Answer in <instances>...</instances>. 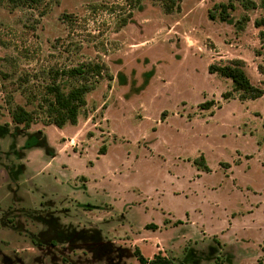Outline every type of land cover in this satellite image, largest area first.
I'll use <instances>...</instances> for the list:
<instances>
[{
  "label": "rangeland",
  "instance_id": "374dc122",
  "mask_svg": "<svg viewBox=\"0 0 264 264\" xmlns=\"http://www.w3.org/2000/svg\"><path fill=\"white\" fill-rule=\"evenodd\" d=\"M246 1L0 0V264L264 259V94L208 71L241 59L264 90L263 0ZM89 62L77 123L51 124L48 86Z\"/></svg>",
  "mask_w": 264,
  "mask_h": 264
},
{
  "label": "trees",
  "instance_id": "16d2710c",
  "mask_svg": "<svg viewBox=\"0 0 264 264\" xmlns=\"http://www.w3.org/2000/svg\"><path fill=\"white\" fill-rule=\"evenodd\" d=\"M14 5H27L34 6L40 4L43 0H10ZM138 4L141 0H135ZM175 3L176 0H171ZM253 4L251 1L247 0L245 6ZM254 5V4H253ZM264 6V0H263ZM166 11L171 10V6H165ZM232 3H220L215 8H218L219 17L221 20L225 21L228 19V8H233ZM254 7V6H253ZM210 17L214 19V14H210ZM244 21L247 17H243ZM125 21V20H124ZM124 22L123 25H125ZM256 27L264 26V17L257 19L255 21ZM261 36H264V32H260ZM103 65L98 63H84L79 66L70 68L66 71L68 76L78 77L81 79L79 84L72 86L68 91H65L60 84L53 83L48 86V94L52 98H45L46 107L45 113L51 124L57 127H63L65 124H76L78 115L81 108L86 103V94L91 90L90 76H100L102 75ZM258 70L264 75V65H259ZM208 71L210 73H216L221 77L230 79L233 86V91L239 92L240 99H256L264 94V90L256 85H254L247 72L244 69V61L241 59L233 60L228 63H212L208 66ZM226 97L231 95V92L224 94ZM12 121L15 124L22 125L23 129H28L33 122L34 115L31 111L26 110L23 106L17 105L10 112ZM34 143V140L28 142ZM31 143V144H32ZM207 168V166H205ZM151 225V224H150ZM155 226H147V228H152ZM111 248V247H110ZM139 264H182L175 263L171 258L160 252L153 255L152 258L145 257L140 249L135 248L132 252ZM121 263V262H119ZM256 264H264V259H259Z\"/></svg>",
  "mask_w": 264,
  "mask_h": 264
},
{
  "label": "crops",
  "instance_id": "0c3cea01",
  "mask_svg": "<svg viewBox=\"0 0 264 264\" xmlns=\"http://www.w3.org/2000/svg\"><path fill=\"white\" fill-rule=\"evenodd\" d=\"M73 125V124H72Z\"/></svg>",
  "mask_w": 264,
  "mask_h": 264
}]
</instances>
